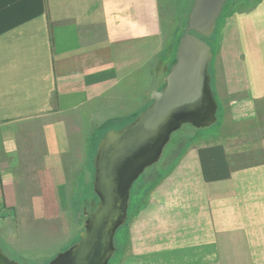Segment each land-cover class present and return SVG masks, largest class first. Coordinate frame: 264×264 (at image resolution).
Wrapping results in <instances>:
<instances>
[{
	"label": "crops",
	"instance_id": "1",
	"mask_svg": "<svg viewBox=\"0 0 264 264\" xmlns=\"http://www.w3.org/2000/svg\"><path fill=\"white\" fill-rule=\"evenodd\" d=\"M222 31L213 92L228 133L185 147L134 211L114 264H264V0ZM165 37L158 0H0L3 247L27 256L8 242L18 225L51 235L50 250L73 241L68 157L81 156L73 179L91 139L149 104ZM233 125L245 127L244 149Z\"/></svg>",
	"mask_w": 264,
	"mask_h": 264
},
{
	"label": "water",
	"instance_id": "2",
	"mask_svg": "<svg viewBox=\"0 0 264 264\" xmlns=\"http://www.w3.org/2000/svg\"><path fill=\"white\" fill-rule=\"evenodd\" d=\"M226 0H193L179 39L175 61L163 86L129 123L108 130L93 159L95 208L83 222L79 240L58 252L47 264H108L114 237L127 220L130 191L144 170L156 163L170 136L184 124L203 129L217 120L218 105L211 86L210 37ZM0 264H20L0 246Z\"/></svg>",
	"mask_w": 264,
	"mask_h": 264
},
{
	"label": "rangeland",
	"instance_id": "3",
	"mask_svg": "<svg viewBox=\"0 0 264 264\" xmlns=\"http://www.w3.org/2000/svg\"><path fill=\"white\" fill-rule=\"evenodd\" d=\"M191 1L193 0H158L163 35L169 34L171 31V28L175 26L177 27V29H179L180 33L183 32V30L186 27L187 15L191 8L190 7ZM252 1L253 0H249V1L227 0V5H225L224 8H222L221 10L220 16L216 22L214 34L211 38H209V43L213 48V58L209 66V72L211 74L212 89L214 86L213 75H214V71L216 67V64H215L216 58L214 57L215 55L218 56L219 40L223 32L222 30H223L224 22L229 16L230 8H232V6H234L235 8H239L240 6H243V4L247 5ZM167 60L168 59H166V63H167ZM165 70H166V66H165ZM162 83L163 81H159V86H161ZM215 99H216V96H215ZM216 116H217L216 122L206 128L198 129V128L191 126L190 124H184L182 125L180 129L173 132L170 136L169 142L163 148L160 159L153 165L147 167L144 170V172L136 179L132 187V191H131V195L129 199L130 201H129L128 212H127V221L124 225H122L116 231V234L114 237L115 252L109 264H114V262L117 259V255L119 252L117 253L116 249L120 245V241H122L125 226L133 218L134 211H136L141 205L145 203V200L147 196L149 195L150 191L152 190L156 182L159 180L158 179L159 176L166 173L168 167L171 166L175 162V160L178 158L181 152L185 149V147L188 144L192 143L193 141H197L199 143L213 142L214 140H217V137L220 136L222 131H224V133H228L229 123H228L227 116H226V122H224V124L222 120L224 116V112L220 108L217 109ZM134 118L135 117L133 118L128 117L125 120L124 125L132 121ZM116 126L118 127L117 129L122 127V126L119 127V125H116ZM237 127H240L239 128L241 130L240 133H242L241 135L243 137L241 139H237L238 144H239L238 147L241 149H244V147H246L244 146L245 139L243 136L245 127L244 125L231 126V128L235 132L238 133V130L236 131ZM224 140L226 142L227 147L230 148V150L237 147V145L235 144L236 140H232L229 137L224 138ZM95 142H96V137L90 140L91 150L88 156V163L86 167L80 169V171L81 170L82 171L80 172V175L78 177H74L72 179L70 176H72V174L80 167V163L78 162L80 160L79 157H81L80 154H71L68 157L67 164H66V180H67L66 186L68 188V192L70 193V197L72 198L71 212L73 211V209L76 211L75 212L76 214H74V216L77 222L79 233H77V230H76L75 238L73 239V241L69 243L68 245L64 246L63 248L57 246L55 249L50 250V248L54 247L56 243L46 241L45 239L47 237H51V235L46 234L47 237L44 238V235L38 233L37 236L34 235L33 237L30 238L29 233L27 234L26 230L23 229L22 226L18 225L20 227V232L17 234L18 229L16 227L15 230L13 231L14 235L11 234V236L8 238V242L10 246L14 248L17 252H20L21 254L23 253L27 256L26 257L21 256L18 253H14V252H11L5 249L6 254L11 259H15L19 261L20 264H47L58 252L67 249L70 245H72L73 243L79 240L78 237H79L80 232L83 230V222L88 215L87 213H89L91 208L94 207L97 202V198L92 191V182H93V175H94L93 159H94L95 152H96ZM70 233L72 234L71 231ZM23 238L25 241L23 240V243H22L23 246H22L18 243L19 242L18 240L23 239ZM29 238L33 240L30 243L27 241ZM44 243L48 247H45L44 249L40 248L41 246L43 247ZM0 244H1L0 246H3L1 242ZM31 244L33 245V248L30 246ZM21 246L24 248L20 249ZM40 255H41V258L38 260L33 258L35 256L39 257Z\"/></svg>",
	"mask_w": 264,
	"mask_h": 264
},
{
	"label": "trees",
	"instance_id": "4",
	"mask_svg": "<svg viewBox=\"0 0 264 264\" xmlns=\"http://www.w3.org/2000/svg\"><path fill=\"white\" fill-rule=\"evenodd\" d=\"M245 1H249V0H245ZM259 0H253L252 2H250L249 4H247V5H244L243 4V6H240L239 8H235L234 6H232V8H230V11H229V14H232L233 12H234V10H238V9H244V8H246V7H248V6H252L253 4H256L257 2H258ZM192 2L193 1H191V5H192ZM191 5H190V7H191ZM225 5H227V0H226V2L224 3V5H223V7L222 8H224V6ZM220 16V15H219ZM219 18V17H218ZM215 31V30H214ZM183 32H184V30H183ZM183 32H179V29H177V27L175 26V27H172L171 28V31H170V33L169 34H167L166 35V37H165V44H164V49H163V51H162V55H163V57L165 58L166 57V59H168L167 60V65H166V70H165V75H166V73L168 72V70H169V68L171 67V65L174 63V61H175V52H176V49H177V45H178V42H179V39L182 37V35H183ZM213 34H214V32H213ZM213 34L210 36V37H207V38H203L204 40H206V42L210 45V43H209V38H211L212 36H213ZM211 46V45H210ZM211 50H212V52H213V48H212V46H211ZM163 86V83H162V85L161 86H159V88L158 89H160L161 87ZM137 116V115H136ZM100 140V139H99ZM98 144V143H97ZM97 144H96V147H97ZM96 147H95V149H96ZM172 166V165H171ZM171 166H169L168 167V169L171 167ZM167 169V170H168ZM165 174V173H164ZM164 174H162V175H160L159 176V178H161ZM158 178V179H159ZM133 185H134V183H133ZM133 185H132V187H133ZM131 191H132V188H131ZM131 191H130V195H131ZM95 195V194H94ZM96 196V195H95ZM96 198H97V196H96ZM130 201V200H129ZM97 202H98V198H97ZM97 202H96V204H95V206L97 205ZM70 204H72V200H71V202H70ZM72 206V205H71ZM95 206L94 207H92L91 208V210L89 211V213L95 208ZM76 211L73 209V211H72V217H73V220L76 222V219H75V216H74V214H76L75 213ZM89 213H87V214H89ZM127 221V220H126ZM126 223V222H125ZM124 223V224H125ZM123 224V225H124ZM78 239H79V237H78ZM1 245V244H0ZM2 248H3V251H4V253L6 254V252H5V247H3V246H1ZM7 255V254H6ZM8 256V255H7ZM9 257V256H8ZM10 258V257H9ZM111 260V259H110ZM110 260H109V262H108V264L110 263Z\"/></svg>",
	"mask_w": 264,
	"mask_h": 264
},
{
	"label": "built area",
	"instance_id": "5",
	"mask_svg": "<svg viewBox=\"0 0 264 264\" xmlns=\"http://www.w3.org/2000/svg\"><path fill=\"white\" fill-rule=\"evenodd\" d=\"M2 219V211H1V206H0V221Z\"/></svg>",
	"mask_w": 264,
	"mask_h": 264
}]
</instances>
